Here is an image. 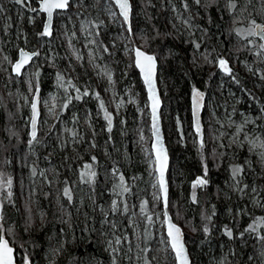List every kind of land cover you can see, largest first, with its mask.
<instances>
[{
    "label": "trees",
    "instance_id": "1",
    "mask_svg": "<svg viewBox=\"0 0 264 264\" xmlns=\"http://www.w3.org/2000/svg\"><path fill=\"white\" fill-rule=\"evenodd\" d=\"M105 1L107 2L99 0L97 3V0H83L84 7L76 4L75 10L70 6L66 12L55 15V32L50 39L39 35L42 31L41 23L34 27L28 25L27 20L23 21V39L18 44L28 43L32 51H36L41 42L54 40L55 44H59L52 48L53 58L60 60L58 70L37 68L41 73V89L44 90L48 80L60 72L64 74L66 81L71 79L81 92L86 88L92 94L97 91L85 59L81 60V65L72 64V73L63 56V31L60 26L67 16L76 24V13L85 20L103 21L101 27L91 28L102 58L112 69L118 87L121 85L124 65L130 62L127 76L135 82L138 98L142 102H146V94L131 61L132 56L127 57L123 52V37H128L132 45L156 56L158 82L164 106L163 133L169 154L168 213L183 228L192 264H214L220 247L227 253L226 264H251L248 257L255 258L259 247L264 246V241L256 240L255 234L244 230L254 218L259 215L264 217V211L260 213L258 209L249 207L245 197L237 190L232 193L234 182L230 169L233 165H242V184L254 187L263 202L264 170L258 166L255 155L246 147L232 146L226 148L225 155H222L212 142H206L204 138L205 147L201 153L192 131L190 114V94L192 88L196 87L206 94L214 93L218 102L224 104L234 115L247 113L264 137V112L261 111L264 108V83L261 81L264 79L259 80L257 65H253L255 62L251 56L248 53H239L237 61L240 68L229 77L218 76V79L214 72L217 67L213 64L214 70L209 73L205 64L209 59L215 62L221 55L230 58L234 52L231 31L233 16L227 9V0H201L199 5L195 0H186L187 10L184 8L185 0H131L133 36H129L122 26L117 28L108 20L103 11ZM244 2L249 4L248 13L253 12L256 15V22L264 24V0ZM172 6L176 14L190 20V34L185 36L169 25ZM41 20H44L43 15ZM97 31L99 36L95 35ZM193 42L200 44L199 50L194 47ZM105 47L108 48L107 52L104 51ZM195 52L202 54L201 61L194 57ZM12 54L15 56V51ZM8 86L1 70L0 171L15 179L14 206L11 208L5 204L3 214L7 228H11L14 233L8 239L14 242L17 264H20L25 250L33 264H113V260L115 264H128L126 260L130 261L133 253L137 254L141 264H145L146 259L151 262L149 255L156 248V221L158 217L162 218L163 211L161 202L152 201L149 196L155 173L145 158L138 139L137 117L133 110L127 107L123 114L113 118L109 132L103 112L99 108L100 116L92 115V131L88 127L83 128V142L75 146L72 152L49 148L43 143L40 144L39 139L32 144L38 161L37 170L44 173L40 187L33 197L42 214L37 228L33 220L32 201L27 198L25 176L26 148L29 146V136L26 135L28 124L26 120L18 119ZM2 89L7 90V93L3 94ZM58 91L59 106L63 114H76V110L84 102L91 109L97 106L98 100L91 101L88 95L80 100L73 99L68 108L63 109L61 105L65 102V93L60 88ZM227 91L236 99L231 104L233 107H229V101L227 102ZM98 94L102 97L103 93L98 91ZM68 95L75 96L76 93L69 89ZM206 96L207 100L209 97ZM104 104L108 110V103L104 101ZM203 119L206 137L210 124L205 110ZM145 120L147 122V118ZM147 137L150 141V136ZM146 147L150 149V143ZM202 160L209 169V186L204 189L197 188L198 203H192L191 185L198 176L203 175ZM85 164L92 165V170L96 172L91 184L86 182L87 177L82 180L80 175L85 171ZM120 174L125 177L131 190L123 196L116 195L120 191L115 187L119 183ZM65 186L71 189V202L63 195ZM114 200L121 207L123 203H127L128 213L113 212ZM145 200L148 202V213L153 217L151 224L140 212V205ZM205 217L211 219L206 220ZM205 225L209 228L207 235L203 231ZM225 226L232 230V239L224 234ZM162 235L165 236L164 233ZM117 237L121 239L118 245L115 243ZM109 241H112L111 247ZM113 248L116 251H112ZM48 257L51 258V263Z\"/></svg>",
    "mask_w": 264,
    "mask_h": 264
},
{
    "label": "rangeland",
    "instance_id": "2",
    "mask_svg": "<svg viewBox=\"0 0 264 264\" xmlns=\"http://www.w3.org/2000/svg\"><path fill=\"white\" fill-rule=\"evenodd\" d=\"M106 3L107 2L105 1L104 7L106 6ZM237 3H238L237 9L235 11H230V13L233 16L231 31L233 32L232 46L234 52L231 53L230 58L221 55L217 57V59H215V62H211V59H209L205 64L209 70V73L212 70H214L213 68L214 65L215 68L217 67L214 71L215 73H217L216 79L220 77L222 78L223 76L229 77L230 75L224 73L218 66V59L219 58L225 59L228 62L229 67L231 68V73L233 74L240 68L237 61V56L240 55L239 53H248L251 56V59L256 63V64L254 63L253 65L255 66L257 65L256 68L258 72V78L260 80L261 75H264V54L260 56L256 55V52L259 51V45L261 44L260 41L257 40L256 37H248L247 39L241 38L240 36L236 35V31H235V29H242L244 30V33L246 35V31L249 27V21L253 19L255 20L256 15H254L253 12H252L253 14L248 13L249 4L247 2H244V0L242 1L239 0L237 1ZM30 6L32 8H37L38 0H30ZM71 6L73 10L76 9L75 3H73ZM0 9H2V11H0V72L2 70V72L5 75V79L9 85L8 90L13 96L14 110L18 116V119H22V120L24 119L26 120V124H29L30 115H31L30 106H29V102L31 100V93L29 90L28 81L30 78H32L33 84L35 83V78L32 77V73L36 72L37 68L58 70V64L60 63V60L56 61L53 58L52 48L55 45H59V44L57 43L55 44L54 40L45 43L41 42L38 49L36 50L40 52V56L34 58V60L30 63V65L24 69L23 74L20 78L13 76L11 74L12 64L9 63V61H12L14 63L17 57L18 48L31 50L28 43L23 45L18 44V41L23 39L21 25L23 24L24 20L28 21V25L30 24L33 25L34 27L37 26L39 23H41L42 25L43 24V20H41L42 14L29 11L28 8L26 7H21L20 5L15 3V0H0ZM170 11H172V15L170 21L168 22L169 25L174 26L175 31L181 32L185 34V36L186 34H190L191 33L190 27L182 23V21L186 19L180 17L179 14H176L174 7L171 8ZM104 14L108 18V20H111L116 25L117 28L121 27L122 18L117 17L115 20H113L106 14L105 11ZM74 16L76 17L77 20L76 24L73 23L70 16H67V18L64 21H62V24L60 26L63 31V42L61 47H63V51H64L63 56L64 59L66 60V63L69 66V70L72 73H74L72 64L77 63L78 65H81L82 59L78 60L77 56L78 55L82 56L91 70L95 86L97 87V91L89 95L90 100L94 101V99H96L94 94L98 93V91H101L103 93L102 94L103 98L99 95L100 99L108 103V112L112 114L113 118H117L120 114H123V112H125L128 109L127 107L133 110L135 116L137 117L136 119H137V128H138V133H137L138 139L141 143L142 149L144 150L145 158L147 159L151 169L154 171V159L151 152V133L149 126L150 115H149L148 103L147 100L146 102H142L138 98L139 93L135 89V82L127 76V72L130 70V62H127L124 65V73L122 74L123 77L120 80L121 85L118 87L114 78L113 71L106 64V62H104L102 55L98 49L96 41L95 43H89V40H95L94 34L92 36H88L87 33L81 30L82 22L86 20L80 18L77 13L74 14ZM30 17L32 19H30ZM89 31L93 33L91 28L89 29ZM54 32L55 30H53V33ZM73 33H75V36H73ZM249 40L253 41V45H249ZM122 43H123V52L125 56L128 57L131 55L132 56L131 61L133 63V51H131V49L138 46L132 45L130 43V39L126 36L123 37ZM14 51H15V56L12 54V52ZM89 52L93 53L94 59L93 57L89 56ZM5 57H7L8 59H5ZM194 57L198 61H201L202 54H200L199 52H195ZM105 70L111 74V82L109 81L108 77L104 75ZM46 81L47 79H45V82ZM261 82L264 83V80H262ZM1 92L3 94H6L7 90L2 89ZM209 94H210L209 92L208 94H206L208 95L209 98L206 100V105L204 110L207 113V117L209 119L208 123L210 124V129L209 132L206 133V137L204 135V138L206 142L207 141H209L210 143L212 142V144H214V146H216L221 151L222 155H225L224 152L226 148L232 146H236L237 148L246 147L249 150V146L247 142H245L243 146H241V144L239 143V141L244 140L243 133L238 137L237 142H232L233 134L235 133V125L242 123L245 116L250 118V120L253 122L248 123L245 126L244 131L248 132L249 136L251 137L258 135L264 138L262 135H260L258 131V127L254 122V120L250 116H248L247 113H239V115L236 116L231 111H229L224 104L218 102V97L214 93H211L210 95ZM225 95L228 96V98L226 99L227 102L229 101L228 102V104H230L229 107L232 106L231 104H233L234 100H236L233 94L227 91ZM53 96L55 97V100L52 99ZM25 97L28 98L27 101L25 100ZM40 97H41L40 119L38 123V135H37L38 136L37 138L40 140V144L43 143L44 145L49 146V148L55 147L60 151L63 150L67 152H72L75 149V146L83 142V128L88 127L92 131V126H91L92 115L94 114L96 117L100 116V114H98L99 101L97 103L96 108L94 109H91V107L85 105L86 103L84 102L81 108L79 110H76L77 112L76 114L72 115L71 114L72 112L63 114L59 106L60 93L56 85L55 77L48 80L47 86L45 87L44 90L41 89V81H40ZM45 101H47L48 103L47 104L44 103ZM53 104L56 105L55 114L49 112V107ZM163 109L164 106H162L161 109V119H162ZM146 118H147V122L145 120ZM233 121L235 123H230ZM204 124H205V120L203 119V125ZM23 126L24 124L22 123V127ZM74 132L77 134L75 137L72 135V133ZM221 133H225V135L221 136L220 135ZM26 135L28 137V130L26 131ZM147 135L150 136V141L148 140ZM141 137H143V139ZM149 143H150V149L146 147V145ZM221 145H223V147H221ZM26 154H27V165L25 169V176L28 187L27 198L31 199L32 201L33 220L35 222V225L37 224V228H38L39 227L38 224L41 223L42 220V214L41 211L37 208L33 200V197L35 192L37 191V188L40 187L43 177H41V175H37L33 177L31 174V169L33 167L37 169L38 166V161L34 152L33 145L27 146ZM48 154L51 155L50 152H48ZM252 154L255 155L258 166L263 168L264 170V162H261L258 154L256 152H252ZM248 165L249 164H246V166ZM37 172L39 173L38 170ZM4 174L6 177H10L8 173L4 172ZM11 179L13 182L11 191L13 193L15 179L14 177L13 178L11 177ZM154 183L155 180L151 184L149 189V196L152 201H156L153 195L156 192V189L152 187ZM208 186L209 184L207 185V187ZM253 188L254 187L252 186L251 187L248 186L243 196L245 197L249 207L256 208L261 213L264 211V202L260 199V197L256 192L252 191ZM235 191L236 189L232 187V193H234ZM14 203H15V197L12 196V202L9 203L7 199H4L3 206L6 204L7 206L12 208L14 206ZM260 216L261 215H259L258 217ZM163 218L164 216L162 215V218L158 217L156 221L157 223V228H156L157 235H156V245H155L156 248L149 255V258L151 259V264H173L171 259V254L165 250L168 248V245L166 242H162L166 240V236L162 235V233H164V225L162 224ZM4 226L5 228H7L5 222H4ZM260 231L261 233H263L264 228H261ZM262 253H264V246L259 247V252L257 253L255 258L249 256L248 261H250L251 264H264V255H262ZM48 258H49L48 260L49 263H51V258L50 257ZM227 258H228L227 253L225 251H222V247H220L218 251V255L215 256L214 264H226L228 261ZM126 261L128 262V264H141L139 257L137 256L136 253L132 254L130 261L128 259Z\"/></svg>",
    "mask_w": 264,
    "mask_h": 264
},
{
    "label": "snow or ice",
    "instance_id": "3",
    "mask_svg": "<svg viewBox=\"0 0 264 264\" xmlns=\"http://www.w3.org/2000/svg\"><path fill=\"white\" fill-rule=\"evenodd\" d=\"M99 0H97V3ZM251 0H249V3ZM15 3L20 5L21 7L28 8L29 11L43 13L46 15V20L43 25V30L39 33L42 37H51L52 36V27H53V17L54 14L58 15L60 13L66 12L69 7L75 3L79 7H84L82 0H39V8H32L30 6V0H15ZM195 3L199 5L201 0H195ZM227 7L229 11H235L238 7L237 0H227ZM184 8L187 10L188 4L185 0ZM118 10V11H116ZM264 10V9H262ZM2 11V9H0ZM103 11L113 20L117 17L121 19V26L124 30L128 33L129 36H133V28H132V3L131 0H107L106 6L104 7ZM30 19H32L30 17ZM182 23L191 27L190 20H183ZM103 25V21H93V20H86L82 22L81 30L87 33L88 36H92L93 33L89 31L90 28H99ZM236 35L240 36L241 38L247 39L248 37H259L260 40L264 41V25L258 24L254 19L249 21V27L246 31V35L244 30L242 29H235ZM96 36H99L100 33L97 31L95 33ZM75 36V33H73ZM89 43H95V40H89ZM194 43V47L199 50L200 44ZM249 45H253V41L249 40ZM87 46V45H86ZM104 51L107 52L108 48L105 47ZM131 51L135 54V66L140 69V72L143 75V80L145 85L147 86L148 90V100L150 102L151 107V128L153 137H155V143L153 144L154 154H155V172L156 175L154 176L155 183L152 185L156 192L153 194L154 199L158 202H161L164 207V219L162 224L166 226V240L162 242H166L168 248L165 249L171 254V259L173 264H190L189 256L186 251L185 243L183 240V233L181 229L172 222L171 218L168 216L167 208L169 203L168 197V184L165 178V173L168 168V155L167 151L163 145V140L161 137L160 132V125H159V116H158V109L160 106V100L156 93V83H155V76H156V68H157V58L154 55H149L144 52L141 48L135 47L131 49ZM264 54V43L259 45V51L256 52L257 56ZM39 51H32L27 52L21 49L19 51V59L16 62L9 61L12 64V71L15 76L20 77L23 74V70L26 66L34 60V58L39 57ZM89 56L93 57V53L89 52ZM5 59H8L5 57ZM77 59H83L82 56H77ZM207 59V56H205ZM218 66L220 69L228 74L231 75V68L228 65V62L223 59H218ZM41 73L39 70L32 73V77L35 78V83L33 84L32 78L29 79V90L31 93V100L29 102V106L31 109V117H30V125H31V132H30V139L28 141L29 146H31L34 142H38L37 138V128H38V119H39V106L41 104V97H40V77ZM104 75H106L111 82V74L108 73L106 70L104 71ZM261 79H264V75H261ZM56 85L58 88L62 89L65 93V102L61 105L63 109H67L68 105L72 102L73 99L80 100L83 96H88L90 93L89 89H84L81 92V89L75 86L71 79L66 81L65 76L63 73L57 72L56 73ZM69 89H72L76 95H68ZM95 98L99 101V108L103 112V118L107 122L108 131H111L112 128V121L113 117L110 112L105 107L104 101L100 99L98 93H95ZM55 100V97H52ZM27 101L28 98L25 97ZM203 100H204V93L198 90L196 87L192 88V104H193V121H194V129L195 135L198 141L199 149L201 153L205 147V142L203 139V131L202 126L200 123V111L203 107ZM44 103H48L45 101ZM119 107V105H118ZM56 105H51L49 107V112L55 114ZM264 112V108L261 109ZM253 122L247 116L244 117V120L240 124L235 125V133L233 134L232 142H237L238 137L243 133L244 140L239 141L241 146L245 142H247L249 146V151L256 152L261 160L264 162V138L261 136H249L248 132H245V126ZM179 120L177 124L179 126ZM230 123H235L230 122ZM72 135L75 137L77 134L74 132ZM221 136L225 135V133H221ZM143 139V137H141ZM181 139H183V133L181 132ZM223 147V145H221ZM95 161V157L92 158ZM202 167H203V175L198 176L191 185L192 193H191V201L192 203H198L197 200V188H205L209 184L208 174L209 169L207 164L202 160ZM85 171L80 173L81 178L83 180L84 177H87V183L91 184L94 182L96 172L92 170V165L85 164L84 165ZM244 173V167L242 165H233L230 169L231 179L234 182V188L240 193L244 194L245 190L248 188V185L242 184L240 177H242ZM31 174L33 177L37 175L43 176L44 173L37 172V169L33 167L31 169ZM115 174V173H114ZM119 183L115 186L120 191L116 192V195L123 196L124 194L130 193V188L127 186L125 177L120 174L118 176ZM12 179L11 177H6L4 173L0 172V264H17V256H16V248L13 246L14 242H10L8 236L14 235L11 228H5L4 226V215H3V201L7 199L9 203L12 202L13 193L12 189ZM67 185V181H65ZM253 192H256V189H252ZM63 195L67 198L69 202L72 201V194L71 189L67 186L63 189ZM148 202L142 201L140 205V212L144 215L145 220L151 224L153 222V217L148 213L147 210ZM112 211L113 212H123L127 214L129 211V207L127 203H123V207H121L117 201L112 202ZM214 215V212H213ZM206 220H210L211 217H205ZM107 222V221H105ZM115 227V225H113ZM264 228V217L254 218L253 222L248 225V227L244 230L248 233L255 234V239L258 241H264V233H261L260 229ZM204 233L207 235L209 233V228L207 225L203 228ZM224 234L229 238H233V232L231 229L225 226ZM243 236V233H241ZM115 243L118 245L121 243V239L117 237ZM112 241H109V247H111ZM58 251V250H57ZM112 251H116L114 248ZM143 251H148L147 249H143ZM264 255V253H262ZM20 264H33V261L30 259V256L27 254L25 250L24 254L20 258ZM113 264H115V260H113ZM145 264H151L150 261L147 259L145 260Z\"/></svg>",
    "mask_w": 264,
    "mask_h": 264
},
{
    "label": "water",
    "instance_id": "4",
    "mask_svg": "<svg viewBox=\"0 0 264 264\" xmlns=\"http://www.w3.org/2000/svg\"><path fill=\"white\" fill-rule=\"evenodd\" d=\"M37 8H39V0H38V7H37ZM117 11H118V10H117ZM41 14L44 16V20H43V24H42V30H43V25H44V22H45V20H46V15L43 14V13H41ZM54 16H55V14H54ZM53 22H54V17H53ZM258 24H261V23H258ZM262 25H264V24H262ZM52 35H53V27H52ZM51 37H52V36H51ZM51 37H45V38L50 39ZM256 38L260 41V43H264V41L260 40L259 37H256ZM21 49H23L24 51H27V52H32V50H27V49H24V48H19L18 51H17V57H16V60H15L14 62H16V61L19 59V51H20ZM143 51H144V50H143ZM144 52H145V51H144ZM146 53H147V52H146ZM147 54H149V53H147ZM149 55H152V54H149ZM134 60H135V54H134V52H133V64H134L135 69H136L137 72H138V76H139V79H140V81H141V84H142V86H143V88H144V91H145V94H146V100H147V103H148V109H149V115H150L149 126H150V133H151V152H152L153 159H154V161H155V154H154V149H153V144L155 143V137H153V134H152V128H151V107H150V102H149V100H148V90H147V86H146L145 83H144L143 75H142V73L140 72V69L137 68V67L135 66ZM30 63H31V62H30ZM30 63H29L26 67H28V66L30 65ZM23 71H24V70H23ZM11 74H12L13 76H15L14 73H13V71H12V66H11ZM21 76H22V75H21ZM21 76H20V77H21ZM15 77H17V76H15ZM20 77H18V78H20ZM155 83H156V93H157V95H158V97H159V100H160V106H159V109H158L160 132H161V137H162V140H163V145H164V147H165V149H166V151H167V155H168V168H167V171H166V173H165V178H166V181H167V184H168V197H169V181H168L169 154H168L167 146H166V144H165V138H164L163 126H162V119H161V109H162L163 103H162V98H161V94H160L159 82H158V63H157V68H156ZM197 89H198V88H197ZM198 90H200L201 92L204 93L203 107H202V109H201V111H200V123H201V126H202L203 139H204L203 111H204V108H205V105H206V94H205V92L202 91L201 89H198ZM30 111H31V109H30ZM39 113H40V106H39ZM192 113H193V104H192V91H191V94H190V114H191L192 131H193V133H194V135H195L194 121H193V114H192ZM30 117H31V115H30ZM39 119H40V115H39ZM39 119H38V123H39ZM30 132H31V125H30V120H29V124H28V136H29V139H30ZM37 135H38V128H37ZM195 136H196V135H195ZM196 140H197V138H196ZM197 142H198V141H197ZM154 172H155V164H154ZM155 175H156V172H155ZM161 206H162V211H163V213H164V207H163V204H162V203H161ZM167 209H168V208H167ZM167 212H168V210H167ZM168 216L171 218V216H170L169 213H168ZM163 219H164V218H163ZM171 220H172V222H173L174 224H176V223L173 221L172 218H171ZM176 225L181 229V231H182V233H183V240H184V243H185L186 251H187L188 256H189L190 264H192V262H191V257H190V253H189V250H188L187 244H186V242H185V235H184V232H183L181 226H179L178 224H176ZM164 233H165V236H166V226H165V225H164Z\"/></svg>",
    "mask_w": 264,
    "mask_h": 264
},
{
    "label": "bare ground",
    "instance_id": "5",
    "mask_svg": "<svg viewBox=\"0 0 264 264\" xmlns=\"http://www.w3.org/2000/svg\"><path fill=\"white\" fill-rule=\"evenodd\" d=\"M262 24V23H261ZM258 40V39H257ZM19 49V48H18Z\"/></svg>",
    "mask_w": 264,
    "mask_h": 264
}]
</instances>
